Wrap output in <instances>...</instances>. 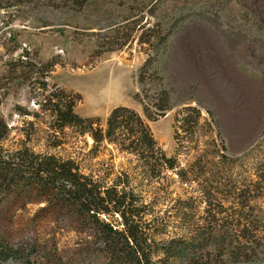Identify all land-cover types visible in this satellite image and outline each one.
<instances>
[{
	"label": "rangeland",
	"instance_id": "1",
	"mask_svg": "<svg viewBox=\"0 0 264 264\" xmlns=\"http://www.w3.org/2000/svg\"><path fill=\"white\" fill-rule=\"evenodd\" d=\"M42 82L47 91L69 94L73 112L98 118L101 127L115 106L140 116L145 107L151 115L150 99L165 89L171 109L149 127L188 172V195L205 184L226 227V214L238 200L247 202L250 231L259 239L255 249L206 248L192 262L173 264H264V0H0V116L13 128L4 148L18 146L17 129L36 119L31 114L42 117L36 106ZM186 105H196L200 119L175 139L173 120ZM204 120L213 121L219 139L208 135ZM32 140L33 150L44 152L43 132ZM124 160L116 156L113 163L119 168ZM181 186L171 174L170 201L153 208L156 216L170 220L163 214L170 215ZM38 206L26 205L13 220L4 215L6 205L0 208V244L16 253L17 263L9 264H57L72 250L52 246L70 244L72 234L20 231ZM206 206L192 208L195 218L204 217ZM34 239L47 248L26 249Z\"/></svg>",
	"mask_w": 264,
	"mask_h": 264
},
{
	"label": "trees",
	"instance_id": "2",
	"mask_svg": "<svg viewBox=\"0 0 264 264\" xmlns=\"http://www.w3.org/2000/svg\"><path fill=\"white\" fill-rule=\"evenodd\" d=\"M139 43L149 45L148 40ZM46 87L40 83L41 98L36 100L42 117L33 113L36 119L22 122L14 149L3 147L13 128L0 116V208L6 205L4 215L13 220L26 205L41 204L21 232L52 238L72 234L70 244H52L54 249H72L57 264H173L193 261L196 251L206 248L255 249L259 239L250 231L253 216L246 211L247 202L238 200L237 209L226 214L228 227L221 225L216 215L224 210L220 203L219 210L211 207L210 189L198 183L195 195H188V172L153 138L149 122L171 109L165 89L150 99L155 109L151 115L145 107L140 116L126 106H115L101 127L98 118L73 112L69 94ZM199 119L196 105L180 108L173 120L175 139L178 130L186 131ZM204 126L212 140L220 138L212 120H204ZM40 132L44 152H35L32 136ZM116 156L125 158L119 168L113 163ZM171 174L182 186L181 196L171 199L170 215L164 211L169 220L156 216L153 208L170 201ZM149 192L154 196L147 202L144 196ZM198 203L207 206L204 217L195 218L192 208ZM46 248L38 239L26 244V249ZM9 249L0 244V264L17 263L16 253Z\"/></svg>",
	"mask_w": 264,
	"mask_h": 264
},
{
	"label": "water",
	"instance_id": "3",
	"mask_svg": "<svg viewBox=\"0 0 264 264\" xmlns=\"http://www.w3.org/2000/svg\"><path fill=\"white\" fill-rule=\"evenodd\" d=\"M167 113H168V111H166V112L163 114V116L166 115Z\"/></svg>",
	"mask_w": 264,
	"mask_h": 264
}]
</instances>
